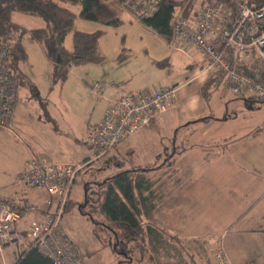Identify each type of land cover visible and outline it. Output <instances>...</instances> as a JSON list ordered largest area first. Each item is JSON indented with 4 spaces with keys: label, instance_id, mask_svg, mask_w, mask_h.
Wrapping results in <instances>:
<instances>
[{
    "label": "crops",
    "instance_id": "1",
    "mask_svg": "<svg viewBox=\"0 0 264 264\" xmlns=\"http://www.w3.org/2000/svg\"><path fill=\"white\" fill-rule=\"evenodd\" d=\"M205 1L207 2L196 0L194 8ZM217 8L220 13L217 15L214 31L218 34L225 29L227 15L233 7L228 0H219ZM135 22L156 34L162 62H150L144 69L141 68L139 77L144 71L148 73L140 77L139 83L136 80L130 82L125 72L132 71L133 67L120 70L119 73H123L121 78L126 81L119 79L123 86L118 90L109 89V94L107 90L102 92L107 98V105L101 107L100 119L94 121L91 118L90 122L87 121V113L77 114L78 120L74 119L72 126H65L61 132H56L57 137L62 140H57L58 147L51 144L44 147V144L49 143L48 139L41 145L37 141L39 138H28L26 134L28 148L19 134L13 130L12 132L0 129L24 148L25 156L16 177L25 169V163L31 155H34L40 164H82L92 159L94 152L86 144V131L90 126L103 121L108 107L132 91L176 87L174 102L168 110L120 144L109 155L118 157V160H126V165L130 163L132 168H155L153 166L159 164L156 162L165 157L159 165L165 167L146 176L152 182L153 192L149 198L151 203H147V207L152 211L146 213L145 223L155 231L147 238V251L139 245L134 247L135 255L139 252L140 261L150 264H216L214 250L220 243L232 264H264V104L248 102L247 99L238 98L218 86L217 80L202 70L205 67L204 55L194 47L179 44L172 38L166 41L142 22ZM181 58L192 64V69L190 67V70L185 69V72L178 71L174 76L163 69L170 62L182 61ZM27 76L38 89L36 81L30 75ZM89 92L95 94L91 89ZM230 97L237 101L233 104L234 107L253 116L249 130L241 136L229 135L216 139L211 133L213 139L207 138L205 141L203 137L199 138L201 130L204 133L215 129L212 126L216 123V107L225 110V118H232L228 112L232 106L228 105ZM31 98L29 90L20 92V100L15 106L12 120L20 117L21 105L26 99L29 102ZM46 107L43 109L40 104L34 105L31 114L42 122L52 123L53 130L58 131V123ZM28 115L30 117V111ZM152 130L157 132L156 136H152ZM180 132H185L187 136L180 135ZM49 140H53L52 136ZM62 143L63 146L60 147ZM146 148L148 149L144 158L137 154ZM125 152H128V156L120 159L121 154ZM170 152L172 157L167 162ZM105 159H99L97 162L106 163ZM94 163L96 161L90 162V165ZM14 188L16 182L12 185L10 183L5 190H9L6 197L11 199L12 205L16 209H35L25 215L20 226L22 231L32 223H44L47 216L55 213L57 200L51 198L46 188H37L38 190L31 194V199L27 195H18L17 191L12 190ZM44 193L48 194L47 197ZM65 216L66 212L62 217L63 231L85 261L84 253L65 229ZM92 226L96 232L93 222ZM155 244L162 247L161 251H150L149 247H154ZM25 248L29 246L24 244L22 248L6 249L0 256V264H13ZM162 257H165L167 262L163 261ZM85 264H91V261H85Z\"/></svg>",
    "mask_w": 264,
    "mask_h": 264
},
{
    "label": "built area",
    "instance_id": "2",
    "mask_svg": "<svg viewBox=\"0 0 264 264\" xmlns=\"http://www.w3.org/2000/svg\"><path fill=\"white\" fill-rule=\"evenodd\" d=\"M155 2L156 0H147L150 13ZM235 3V15L230 12L232 16L226 18L225 29L218 34L214 31L218 10L210 7L197 10L193 25L187 24L182 19V14H179L175 19L173 39H178L182 45L194 47L204 55L206 63L202 70L218 76V86L238 98L264 103V0L260 4L254 0H235ZM121 4L135 17L143 14V11L135 10L140 4L138 0H122ZM7 60L8 51L2 46L0 129L12 131L10 124L18 101V85L8 69ZM99 89L100 84H95L91 91L95 93ZM175 96L176 87H163L132 91L121 97L107 109L103 121L86 132V143L94 151L92 161L102 158L110 149L139 133L164 114L173 104ZM25 165V169L17 176L16 186L46 188L51 198L57 200L56 211L47 216L44 223H32L22 231L20 226L25 215L35 209L18 210L10 201L0 199V255L8 248H22L25 244L50 258L53 264H85L75 244L62 228V217L69 204L78 172L85 165L40 164L34 155H31ZM214 257L216 264H232L220 243L215 247Z\"/></svg>",
    "mask_w": 264,
    "mask_h": 264
},
{
    "label": "rangeland",
    "instance_id": "3",
    "mask_svg": "<svg viewBox=\"0 0 264 264\" xmlns=\"http://www.w3.org/2000/svg\"><path fill=\"white\" fill-rule=\"evenodd\" d=\"M12 1L13 0H0V4H8ZM99 1L117 12L122 21V25L114 28L96 22L85 21L79 14L81 10L80 6H68V8L70 7L78 16L73 32L83 31L92 33L100 31L102 33L98 51L103 60L100 63L95 62L94 64H83V66H73L64 84H52L53 64L51 61L46 60L43 46L35 41L31 35L32 31L35 29L46 28L44 21L39 17L34 18L24 15H14L15 22L22 28L28 29V32L22 38L24 49L28 53V60L22 63V70L30 75L38 84L37 94L39 97H33L29 102L27 98L24 104L21 105L20 117H16V119L13 118L10 124V129L22 137L27 147L29 143L25 141L26 134L28 138L35 137L33 138L35 140H37L36 137L39 138L37 141H39L38 144L41 145L48 139L49 143L44 144V147H49L50 144L58 147L57 140L60 142H62V140L57 137L56 132H61L62 128L65 126H72L74 124V119L78 120L77 114L83 115L87 113L89 116L87 121L90 122L91 118H93L94 121L100 119L102 112L101 107L107 105V98L102 92L104 93V91L107 90V94H109V89L113 91L114 89L118 90V88L123 86L119 79L126 81L125 78H121L123 73L120 74V70H127L126 67H133L132 71L128 70L125 72L130 82L136 80V82L139 83L141 81L140 77H144V74L147 72L144 71L145 73L139 77L141 68L144 69V66L150 62H154L155 64L158 60H160V62L163 60H161L162 56L158 52L160 48L157 44L156 39H158V37L156 34L145 29L141 24L136 23L130 13L122 10L116 1ZM72 39V33H70L66 40V47L68 49L71 48ZM181 60L182 61L177 60V62H170L165 66L166 68L163 69L171 76H174L178 71L185 72V69L190 70V67L192 69V64L188 61H184L182 58ZM95 84H100V90L92 94L89 91ZM25 91L28 90L26 89ZM230 99L231 101L228 105L232 106L228 109V112L232 118H225V110L216 107V112L214 114L217 117L216 123H214L215 126H212L215 127V129H212L211 132L204 133H202L201 130L199 138L203 137L205 141L207 138L213 139L212 136H210L211 133L214 134L216 139L229 135L241 136L249 130L251 124L250 120L251 118L253 119V116L246 111L242 112L234 107L233 104L237 101L231 97ZM39 104L43 109L46 106L48 107L46 108L49 110L50 115L58 123V131L53 130L52 123L42 122L31 114L33 106H39ZM29 111L30 117L28 115ZM156 130H158V128H156ZM153 131L154 130L151 132L152 136H156L157 132ZM177 135L179 137V134ZM180 135H184V137L187 136L185 132H180ZM51 136L53 138L52 141L49 140ZM62 146L63 143L60 147ZM147 149L148 148L137 154L144 158ZM38 152H41L40 147ZM127 153L128 152L122 153L120 159L122 157L125 159L128 156ZM169 154H171V152ZM24 156V148L14 142L7 133L0 130V191H4L0 193L1 200L11 202V199L8 200L6 197V192L9 190H5L10 183L12 185L16 182V175L21 167L20 164ZM164 158L156 162L159 163L158 166L164 161ZM131 168L132 165L130 163L123 167H119L115 164H110L109 166L101 161L87 167L86 170L81 171L77 176L64 220L66 231H68L72 240L76 242L81 252L84 253L86 263L91 261V264H150L147 261H140L139 252L135 255L134 249V252L132 251V244L129 246L131 250L129 255L125 254L124 256L121 254L122 252H115L114 245L116 241L114 235L103 229H101L99 233L95 232L93 230L92 220L88 216L83 215L79 209L80 205L84 202V187L86 183L103 181V179L113 177L120 174L121 171ZM12 190H14V192L17 191L18 195H27L29 199H31L33 191H37L38 189L32 187L18 188L16 186V188ZM44 194L47 197L48 194ZM143 220L146 221L145 218ZM149 248L150 251L155 250L153 251L154 253L162 249L160 245L156 244L154 247ZM162 258H164L163 261L167 262L165 257ZM18 259L19 256L13 264H15Z\"/></svg>",
    "mask_w": 264,
    "mask_h": 264
},
{
    "label": "trees",
    "instance_id": "4",
    "mask_svg": "<svg viewBox=\"0 0 264 264\" xmlns=\"http://www.w3.org/2000/svg\"><path fill=\"white\" fill-rule=\"evenodd\" d=\"M113 1H116L122 10L130 13L136 21L142 22L148 29L157 33L166 41L173 39L172 32L176 24L175 19L179 14H182V19L187 24H193L197 12L206 9L205 7L213 8L220 13L219 8H217L219 0H207V2L205 1L195 8L196 0H156L155 5L152 6L151 13L148 10L150 6H148L147 0H138V4H140L137 9L134 4L133 7L136 11H143V14L135 17L129 12L127 7L124 8L122 6V0ZM228 1L233 7L231 10L232 15L233 12L235 15L237 8L235 0ZM254 1L260 4L263 0ZM69 5L80 6L79 14L85 21L96 22L114 28L122 25L117 12L99 0H13L8 4H0V47L4 46L6 51H8L6 63L13 78L17 81L18 101L16 104L19 102L20 92L23 90H29L32 98H38L39 96L37 87L33 85L27 74L22 70V63L28 59V53L24 49L22 38L28 32V29L22 28L15 22V14L34 18L39 17L44 21L46 28L35 29L31 35L35 41L43 46L46 59L53 64V85L65 82L73 66L100 63L103 60L98 51L102 33L100 31L92 33L73 32L78 16L70 7L68 8ZM232 15L229 12L227 18ZM70 33H72L73 39L71 48L68 49L65 44ZM176 42L181 44L178 39H176ZM204 62L206 63L205 57ZM211 76L216 80L218 78V76H213V74ZM247 101L252 102L253 100L247 99ZM95 126L97 125L90 126L87 131ZM119 146L110 149L100 159L106 158L105 164L109 166L110 164H115L119 167L125 166L126 160H118V157L114 155L109 156ZM172 153L168 154L169 159L167 162L171 160ZM92 159L82 163L85 167L78 172V175L90 165V162H94ZM164 167H133L132 169L121 171L118 175L103 179V181L85 184L84 202L79 207L80 211L83 215L90 216L97 233L103 229L114 235L116 241L114 245L115 252L129 255L131 252L129 246L131 244L133 245L132 251L134 247H139V245H142L147 251L145 246L147 238L155 230L143 220L144 218L146 219V213L152 211L147 207V203H151L149 198L153 192L152 182L146 176ZM15 264H53V262L50 258L41 255L36 249L25 248Z\"/></svg>",
    "mask_w": 264,
    "mask_h": 264
},
{
    "label": "water",
    "instance_id": "5",
    "mask_svg": "<svg viewBox=\"0 0 264 264\" xmlns=\"http://www.w3.org/2000/svg\"><path fill=\"white\" fill-rule=\"evenodd\" d=\"M114 248H115V246H114ZM123 255V254H122ZM125 256V255H124Z\"/></svg>",
    "mask_w": 264,
    "mask_h": 264
}]
</instances>
